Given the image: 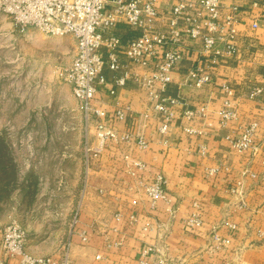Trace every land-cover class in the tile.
<instances>
[{
  "label": "built area",
  "instance_id": "built-area-1",
  "mask_svg": "<svg viewBox=\"0 0 264 264\" xmlns=\"http://www.w3.org/2000/svg\"><path fill=\"white\" fill-rule=\"evenodd\" d=\"M0 12L10 16L22 29L34 27L48 35L74 38L75 55L68 65L60 67L58 75L70 86L84 114L88 170L106 152H112L114 163L138 195L132 206L137 207L144 198L150 208H159L162 203L167 214L173 216L177 204L168 190L167 177L161 171L151 170L139 154L148 149L149 142L137 127V114L155 121L161 136H167L176 121L190 137H205L214 128L207 103L190 105L179 95L167 94V90L175 74L181 73L184 62L192 56L195 64L187 74L190 83L204 88L213 82L216 67L238 51L239 4L226 6L222 0H174L165 9L159 0H0ZM121 22L137 34L123 40L118 34L106 33ZM192 40L199 41L201 48H189ZM105 66L115 74L112 81L103 72ZM129 81L137 86L142 111L117 90L126 87ZM220 87L224 97L219 124L226 126L237 116V93L227 80ZM103 90L110 95L108 99L103 97ZM263 93V86L253 85L248 97L257 99ZM124 121L129 122L125 128L120 126ZM259 126V119H251L236 134H227L231 149L264 153V139L256 141ZM199 152L207 153L206 144H199ZM219 170L205 167L203 175L214 178ZM248 173L257 176L254 171ZM229 190L236 193L239 187L235 184ZM194 206L200 209L201 203L195 201ZM80 212L81 204L73 216L71 233L87 243L89 234L79 227ZM114 216L121 220L122 211L118 210ZM130 217L131 221L135 220L134 214ZM184 223L193 232L203 225V219L193 212ZM28 236L18 220L7 223L0 239V264H72L70 241L51 254L35 256L28 250ZM213 237L217 246L226 241L216 232ZM113 244L123 245V238L119 237ZM156 254L153 245L143 248L140 263L169 264L164 258H156ZM95 259V264H99L103 254L97 253Z\"/></svg>",
  "mask_w": 264,
  "mask_h": 264
},
{
  "label": "crops",
  "instance_id": "crops-1",
  "mask_svg": "<svg viewBox=\"0 0 264 264\" xmlns=\"http://www.w3.org/2000/svg\"><path fill=\"white\" fill-rule=\"evenodd\" d=\"M222 2L226 6H240L237 53L216 67L213 82L204 88L193 86L187 76L195 64L192 56L184 62L181 73L175 74L167 90V94L179 95L190 105L207 103L214 128L205 137H190L176 121L169 134L161 136L155 121L137 114V127L149 142L148 149L139 154L151 170L161 171L167 177L168 190L177 204L175 214L169 216L162 203L159 208H150L144 198L133 207L131 202L138 195L114 163L113 153L106 152L89 170L88 187L81 201L79 227L87 231L89 241L82 242L68 225L58 246L46 250L29 246L32 255L51 254L70 241L72 264H95L99 252L103 254L99 264H141V251L150 245L157 248L156 258H164L169 264H264V233L260 232H264V153L234 151L226 139L227 134H236L251 119L260 122L257 143L264 139V93L257 99L248 97L251 86L264 88V0ZM173 3L174 0H159L165 9ZM111 32L123 40L137 34L122 22L106 33ZM188 47L201 48V44L192 40ZM191 52L194 55L192 49ZM103 72L112 81L115 74L106 66ZM224 80L236 89L237 116L221 126L219 111L224 94L220 85ZM117 90L143 110L135 83L129 81ZM102 95L105 99L110 97L106 90ZM128 123L121 122L120 126L125 128ZM200 143L206 144V154L199 152ZM205 167L220 170L216 177L208 178L203 175ZM249 171L257 176L251 177ZM235 184L239 187L236 193L229 190ZM195 201L201 203L200 209L194 206ZM118 210L122 211L121 220L114 216ZM193 212L200 214L203 225L192 232L184 220ZM215 232L226 239L224 244L217 246ZM119 237L123 238L121 246L113 244Z\"/></svg>",
  "mask_w": 264,
  "mask_h": 264
},
{
  "label": "rangeland",
  "instance_id": "rangeland-1",
  "mask_svg": "<svg viewBox=\"0 0 264 264\" xmlns=\"http://www.w3.org/2000/svg\"><path fill=\"white\" fill-rule=\"evenodd\" d=\"M74 45L0 12V236L16 219L35 249L62 242L88 187L84 114L58 75Z\"/></svg>",
  "mask_w": 264,
  "mask_h": 264
}]
</instances>
